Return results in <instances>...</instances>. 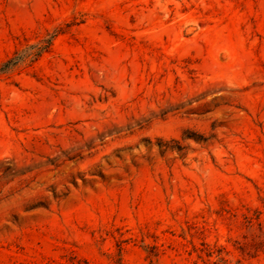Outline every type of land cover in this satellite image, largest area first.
I'll list each match as a JSON object with an SVG mask.
<instances>
[{
	"label": "rangeland",
	"instance_id": "374dc122",
	"mask_svg": "<svg viewBox=\"0 0 264 264\" xmlns=\"http://www.w3.org/2000/svg\"><path fill=\"white\" fill-rule=\"evenodd\" d=\"M0 264H264V0H0Z\"/></svg>",
	"mask_w": 264,
	"mask_h": 264
}]
</instances>
